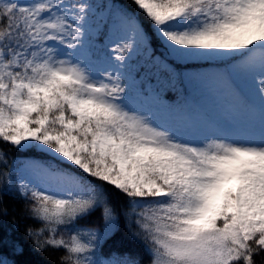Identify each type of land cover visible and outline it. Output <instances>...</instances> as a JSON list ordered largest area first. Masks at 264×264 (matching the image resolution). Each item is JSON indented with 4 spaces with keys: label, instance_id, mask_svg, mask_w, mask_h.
<instances>
[{
    "label": "snow or ice",
    "instance_id": "1",
    "mask_svg": "<svg viewBox=\"0 0 264 264\" xmlns=\"http://www.w3.org/2000/svg\"><path fill=\"white\" fill-rule=\"evenodd\" d=\"M131 3L0 0V216L51 264H264V0Z\"/></svg>",
    "mask_w": 264,
    "mask_h": 264
},
{
    "label": "trees",
    "instance_id": "2",
    "mask_svg": "<svg viewBox=\"0 0 264 264\" xmlns=\"http://www.w3.org/2000/svg\"><path fill=\"white\" fill-rule=\"evenodd\" d=\"M117 7H126L130 11H135L131 0H110ZM143 20V16H141ZM147 27V21L144 22ZM194 65L188 71L198 72L204 66L205 62L191 63ZM5 203L8 208L7 216H0V257L6 258L9 261H14L15 264H51L55 259L54 256L47 253H39L34 251L31 246V241L24 234V221L20 219V208L23 206V201L6 197ZM15 210V211H13ZM14 246L23 248L22 254H16L13 251ZM109 248H118L122 250H130L135 254H142V250L129 243L123 236H118L109 245Z\"/></svg>",
    "mask_w": 264,
    "mask_h": 264
},
{
    "label": "rangeland",
    "instance_id": "3",
    "mask_svg": "<svg viewBox=\"0 0 264 264\" xmlns=\"http://www.w3.org/2000/svg\"><path fill=\"white\" fill-rule=\"evenodd\" d=\"M191 63H197V62H191ZM212 70L213 69L211 67H203L198 72H211ZM191 72H193V71H191ZM197 100L201 104V106L208 111L213 110L217 106V104L219 103L218 99L214 95H212L211 93H207V92L204 93L203 96H198ZM131 103H132L133 107L139 106L135 101H132ZM160 119L163 121H168L171 118L168 117L166 114H163V115H161Z\"/></svg>",
    "mask_w": 264,
    "mask_h": 264
}]
</instances>
